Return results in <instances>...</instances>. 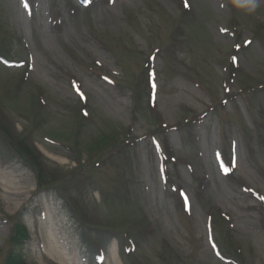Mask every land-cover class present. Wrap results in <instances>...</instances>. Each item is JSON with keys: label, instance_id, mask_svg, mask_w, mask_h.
I'll list each match as a JSON object with an SVG mask.
<instances>
[{"label": "rangeland", "instance_id": "374dc122", "mask_svg": "<svg viewBox=\"0 0 264 264\" xmlns=\"http://www.w3.org/2000/svg\"><path fill=\"white\" fill-rule=\"evenodd\" d=\"M0 130V264H264V0H0Z\"/></svg>", "mask_w": 264, "mask_h": 264}, {"label": "trees", "instance_id": "16d2710c", "mask_svg": "<svg viewBox=\"0 0 264 264\" xmlns=\"http://www.w3.org/2000/svg\"><path fill=\"white\" fill-rule=\"evenodd\" d=\"M187 3V2H185ZM184 28V26L182 27ZM229 71V70H228ZM140 78L138 79V82L136 86L133 88L132 92V98H133V107L135 109V112H137V106L138 103H141L144 101V95L143 92L140 90L141 86ZM1 131V130H0ZM113 136V137H111ZM111 137V138H110ZM27 137L19 138L16 143L13 145L11 143V146L13 147L14 151H16V154L23 158L26 163L29 164V166L38 173V179L41 180L44 176V159L43 156L40 154V152H37L35 146L30 145L28 142H26ZM98 142L97 146L98 149L101 150V156L104 160L110 159H117L120 158L125 151L127 153L128 150H130V143H132V139L125 138L124 136H121V140L117 136V134H102L98 136ZM10 144V143H9ZM81 161H79V164ZM96 166H100V162L95 163ZM92 166H94L92 164ZM78 169H82V166H79ZM28 237V233L26 228L21 223H16L13 233L11 235V246L5 259L4 264H25L23 257L21 254H19L17 251L20 249V246L26 243V239ZM243 264L241 262H237V264Z\"/></svg>", "mask_w": 264, "mask_h": 264}, {"label": "bare ground", "instance_id": "6f19581e", "mask_svg": "<svg viewBox=\"0 0 264 264\" xmlns=\"http://www.w3.org/2000/svg\"><path fill=\"white\" fill-rule=\"evenodd\" d=\"M7 178H9V177L6 176V175H1L0 176V180H2V182H0V188L6 194L7 198L11 202V201L15 200L16 198L22 197L23 196V193L21 191H19V190L10 188L9 187V182L8 181H5V179H7ZM46 240L47 241L48 240H51V237H48ZM52 244L55 245V243H52ZM57 244L58 243H56V245ZM47 256L49 257V259L51 261H54V262L59 261V260H61V261L64 260L63 254L60 253V252L48 251ZM62 262L64 263V261H62Z\"/></svg>", "mask_w": 264, "mask_h": 264}]
</instances>
